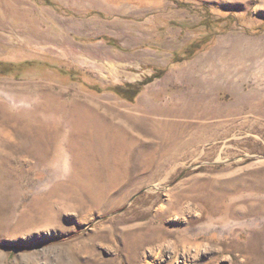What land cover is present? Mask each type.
Segmentation results:
<instances>
[{"label": "rangeland", "instance_id": "rangeland-1", "mask_svg": "<svg viewBox=\"0 0 264 264\" xmlns=\"http://www.w3.org/2000/svg\"><path fill=\"white\" fill-rule=\"evenodd\" d=\"M0 264H264V0H0Z\"/></svg>", "mask_w": 264, "mask_h": 264}, {"label": "trees", "instance_id": "trees-1", "mask_svg": "<svg viewBox=\"0 0 264 264\" xmlns=\"http://www.w3.org/2000/svg\"><path fill=\"white\" fill-rule=\"evenodd\" d=\"M149 81L150 80L138 83H128L126 85H114L113 87H110V90H113L118 95L128 100H134V98L140 93L142 87Z\"/></svg>", "mask_w": 264, "mask_h": 264}, {"label": "bare ground", "instance_id": "bare-ground-1", "mask_svg": "<svg viewBox=\"0 0 264 264\" xmlns=\"http://www.w3.org/2000/svg\"><path fill=\"white\" fill-rule=\"evenodd\" d=\"M74 115V114H73ZM81 121H87V117L85 116V115H81V114H79L78 115V117H77V115H76V113H75V116H74V123H80ZM82 125H80V124H77V125H75V132H77L78 133V135H75V138L76 139H78V140H81V138L80 137H82V134H84V136L87 138V139H89V134L87 135V132H84V133H80L79 131L80 130H82ZM103 128H104V126H103ZM73 129V130H74ZM79 129V130H78ZM104 129H106L107 130V128H104ZM78 130V131H77ZM73 137V136H72ZM74 140L73 138H70V140H69V144L72 146V147H77L78 146V140ZM86 139V140H87ZM114 139H116V138H114Z\"/></svg>", "mask_w": 264, "mask_h": 264}]
</instances>
